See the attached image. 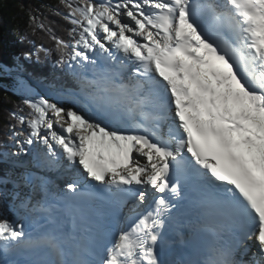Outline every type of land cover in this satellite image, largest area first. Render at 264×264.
<instances>
[{"label":"snow or ice","instance_id":"1","mask_svg":"<svg viewBox=\"0 0 264 264\" xmlns=\"http://www.w3.org/2000/svg\"><path fill=\"white\" fill-rule=\"evenodd\" d=\"M53 15L67 39L30 12L32 31L73 85L26 86L6 126L18 151L0 157L78 178H18L32 194L0 219V264H264V0H60ZM185 226L201 243L176 260Z\"/></svg>","mask_w":264,"mask_h":264},{"label":"trees","instance_id":"2","mask_svg":"<svg viewBox=\"0 0 264 264\" xmlns=\"http://www.w3.org/2000/svg\"><path fill=\"white\" fill-rule=\"evenodd\" d=\"M60 7V0H0V74L7 67H16L33 75L35 80L54 85H73L70 74L63 67L54 63V57L46 56L39 48L53 47V41L47 32L32 31L29 13L45 19V23L54 21L52 25L57 35L67 39L66 29L69 27L60 16L53 12ZM32 53L31 58L25 56ZM39 57V59H37ZM24 72V73H25ZM27 74V73H26ZM37 80V81H38ZM20 89L12 77L0 76V153L17 152L18 149L8 141L10 132L7 130L8 115L21 103ZM0 157V178L12 176L11 168L3 164ZM13 171V170H12ZM4 189V197L0 194V219L7 217L16 219L11 211L12 199H15L14 188L11 184H0Z\"/></svg>","mask_w":264,"mask_h":264},{"label":"rangeland","instance_id":"3","mask_svg":"<svg viewBox=\"0 0 264 264\" xmlns=\"http://www.w3.org/2000/svg\"><path fill=\"white\" fill-rule=\"evenodd\" d=\"M24 70H21V69H17L16 67H10L8 68L7 66L3 69L2 73L0 74V76H6V77H12L16 83V86L20 89L19 93H20V96L22 98L23 97V93L25 91V87L28 86L30 87L31 89H33L35 92L41 94V95H45L46 97L48 98H52L54 97L57 92L65 87H68L70 88L69 86H63V85H54V84H49V83H45L43 82L44 80H35L33 79V75L29 72H25ZM27 73V74H26ZM44 84V85H42ZM44 87H48V91H50L48 93V91L46 89L43 88ZM69 102L66 104L67 107H72L73 106V102H72V98L71 97H68L66 98ZM77 107H79V105H77ZM79 110V108H78ZM14 145V144H12ZM7 152V151H6ZM4 152V153H6ZM11 152H13V150H11ZM15 153V152H13ZM28 157L26 156L25 154L21 153L17 156H13L11 158H7L6 156H3V158L1 160H3V164H7V166H9V168H11V175L8 179V183L7 184H11V186H13V188L15 189V191L18 193L17 191V188L15 186V184L13 183L14 181H19V177L21 175H25L26 173H28L27 171H23V169L20 167V165L23 164V161L25 160V158ZM11 166V167H10ZM14 166V167H13ZM13 170V172H12ZM24 186V187H23ZM23 187L22 190H19L22 197L26 196L27 195V191L29 190V184L26 185V182L23 183V185L21 186ZM0 190H2V188L0 187ZM3 191V190H2ZM3 193L4 192H1L0 194H2V197L5 198L3 196ZM15 196V194H14ZM16 202L15 199L13 198L12 199V204H11V211L12 212H15L14 209H13V203Z\"/></svg>","mask_w":264,"mask_h":264},{"label":"bare ground","instance_id":"4","mask_svg":"<svg viewBox=\"0 0 264 264\" xmlns=\"http://www.w3.org/2000/svg\"><path fill=\"white\" fill-rule=\"evenodd\" d=\"M34 79V78H33ZM42 85H44V84H42ZM65 86V85H64ZM68 86V85H67ZM69 87L71 88L72 87V85H69ZM43 88L44 89H48L49 88V86L48 87H44L43 86ZM48 90H50V89H48ZM47 90V91H48ZM50 91H48V93H49ZM79 108V107H78ZM11 167V166H10ZM14 167V166H13ZM20 167L23 169V171H27V172H32V173H36V174H38V175H40V176H43V177H45L46 179H49V178H51L52 176H54V177H58L59 175V169H60V167H57V168H53V169H42V168H37L33 163H31L30 162V158L29 157H26L25 158V160L23 161V164L22 165H20ZM68 168V167H67ZM71 169L72 170H74L75 171V169H73V168H69V170H70V172H71ZM13 172V171H12ZM53 173V174H52ZM73 173V172H72ZM61 175V174H60ZM64 178H65V180L66 181H70L71 179H72V176L71 175H69V174H67V175H65L64 176ZM15 182V181H14ZM15 186H16V188H17V191H19V190H22L23 189V187H21L22 185H23V183H20V181H16L15 183ZM26 185H28V183L26 182ZM57 186H59V183H57ZM28 193H27V195L26 196H28V195H31L32 194V188H31V185H29V190L27 191ZM19 195L22 197V195H21V193H20V191H19ZM171 245V244H170ZM172 246V245H171ZM252 255V254H251ZM251 255H250V258H251ZM179 253H178V251H176V247L174 246L173 247V250H172V252H171V258H173V259H176V260H181L180 258H179ZM244 259L245 260H248V258L245 256L244 257Z\"/></svg>","mask_w":264,"mask_h":264}]
</instances>
